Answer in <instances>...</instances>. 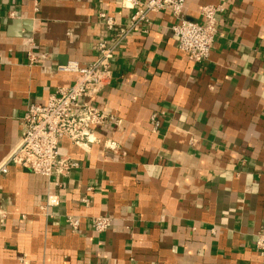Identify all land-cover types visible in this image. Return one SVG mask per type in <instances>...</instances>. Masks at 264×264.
<instances>
[{"label":"crops","instance_id":"1","mask_svg":"<svg viewBox=\"0 0 264 264\" xmlns=\"http://www.w3.org/2000/svg\"><path fill=\"white\" fill-rule=\"evenodd\" d=\"M208 4L224 10L206 62L178 48L169 10L150 13L91 100L111 119L84 148L60 141L78 166L50 178L18 165L0 175V264H261L264 0H186L182 17L202 22ZM102 11L125 26L134 9L0 0V164L21 140L28 104L75 81L60 68L95 60L111 35ZM66 216L80 218L78 230ZM95 216L111 219L108 230L90 226Z\"/></svg>","mask_w":264,"mask_h":264},{"label":"built area","instance_id":"2","mask_svg":"<svg viewBox=\"0 0 264 264\" xmlns=\"http://www.w3.org/2000/svg\"><path fill=\"white\" fill-rule=\"evenodd\" d=\"M126 1L134 9L128 25H119L105 12L99 13V20L111 35L98 41L95 60L87 65L72 61L60 68L76 74L73 84L58 88L45 103L28 104L21 120V140L0 164V175L7 174L11 165H18L50 178L62 176L78 166L71 158L61 155L60 141L67 138L84 148L94 139L95 128L104 126L111 119L91 100L111 83L112 59L116 49L132 31L149 22L150 13L169 10L176 21L172 31L178 48L195 63L209 59L218 36L219 14L224 10L222 5H205L201 10L204 20L200 22L182 17L186 0ZM29 60L31 63L36 61L33 53H29ZM152 120L156 126L159 125L157 114H153ZM57 202V196H51L49 204ZM82 202L89 205L90 198L86 195ZM65 221L74 230H78L81 224L80 218L74 216H66ZM110 225L109 217L95 216L90 219V226L98 233L105 232ZM254 249L261 257V264H264V226L255 235Z\"/></svg>","mask_w":264,"mask_h":264}]
</instances>
